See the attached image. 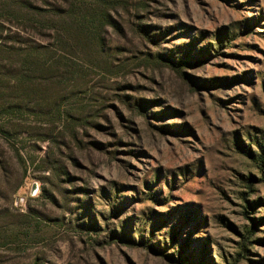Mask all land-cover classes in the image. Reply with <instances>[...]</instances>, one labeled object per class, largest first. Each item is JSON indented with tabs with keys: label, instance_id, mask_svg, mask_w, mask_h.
<instances>
[{
	"label": "rangeland",
	"instance_id": "1",
	"mask_svg": "<svg viewBox=\"0 0 264 264\" xmlns=\"http://www.w3.org/2000/svg\"><path fill=\"white\" fill-rule=\"evenodd\" d=\"M101 1L0 136V264H264V0Z\"/></svg>",
	"mask_w": 264,
	"mask_h": 264
},
{
	"label": "trees",
	"instance_id": "2",
	"mask_svg": "<svg viewBox=\"0 0 264 264\" xmlns=\"http://www.w3.org/2000/svg\"><path fill=\"white\" fill-rule=\"evenodd\" d=\"M95 1L100 3H95L96 10L81 9L80 4L60 10L50 0H0V120L8 119L5 125L0 123V136L17 135L10 121L14 118L44 116L37 112L48 96L44 82L53 79L61 57L70 56L77 47L71 40L99 48L98 27L107 21V10L101 0ZM49 37L58 41V46L50 45ZM54 54L61 56L58 64L52 63ZM254 229L255 225L251 232Z\"/></svg>",
	"mask_w": 264,
	"mask_h": 264
},
{
	"label": "water",
	"instance_id": "3",
	"mask_svg": "<svg viewBox=\"0 0 264 264\" xmlns=\"http://www.w3.org/2000/svg\"><path fill=\"white\" fill-rule=\"evenodd\" d=\"M35 188H36L35 185H33V186L31 187V194L35 191Z\"/></svg>",
	"mask_w": 264,
	"mask_h": 264
}]
</instances>
